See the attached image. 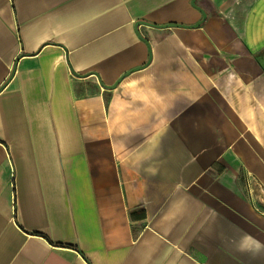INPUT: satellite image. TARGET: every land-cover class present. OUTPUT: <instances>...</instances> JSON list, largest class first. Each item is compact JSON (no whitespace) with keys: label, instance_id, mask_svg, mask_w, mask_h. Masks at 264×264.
<instances>
[{"label":"crops","instance_id":"0c3cea01","mask_svg":"<svg viewBox=\"0 0 264 264\" xmlns=\"http://www.w3.org/2000/svg\"><path fill=\"white\" fill-rule=\"evenodd\" d=\"M193 3L0 0V264H264V0Z\"/></svg>","mask_w":264,"mask_h":264},{"label":"water","instance_id":"95a60500","mask_svg":"<svg viewBox=\"0 0 264 264\" xmlns=\"http://www.w3.org/2000/svg\"><path fill=\"white\" fill-rule=\"evenodd\" d=\"M195 2H196V0H194V3H193L194 5H196ZM203 16H204V18H206V15H205L204 13H203ZM174 25H175V24H169L168 26H174ZM163 27H164V26H163ZM15 71H16V66H15L14 69H13L12 76L14 75ZM76 75H78V74H76ZM12 76H11V77H12Z\"/></svg>","mask_w":264,"mask_h":264}]
</instances>
